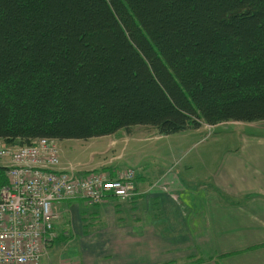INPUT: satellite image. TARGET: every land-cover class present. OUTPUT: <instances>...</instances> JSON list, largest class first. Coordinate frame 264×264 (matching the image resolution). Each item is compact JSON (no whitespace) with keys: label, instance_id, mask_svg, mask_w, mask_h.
I'll return each mask as SVG.
<instances>
[{"label":"trees","instance_id":"obj_1","mask_svg":"<svg viewBox=\"0 0 264 264\" xmlns=\"http://www.w3.org/2000/svg\"><path fill=\"white\" fill-rule=\"evenodd\" d=\"M260 121L264 0H0L8 145Z\"/></svg>","mask_w":264,"mask_h":264},{"label":"crops","instance_id":"obj_2","mask_svg":"<svg viewBox=\"0 0 264 264\" xmlns=\"http://www.w3.org/2000/svg\"><path fill=\"white\" fill-rule=\"evenodd\" d=\"M235 124L257 131H241L238 144L205 168L200 184L172 169L134 170L136 193L128 202L108 197L94 206L84 199L56 204L57 238L47 264H264V131L253 123ZM147 127L94 138V172L116 177L118 169L107 170L108 156L112 164L125 158L114 156L118 146L158 135ZM58 143V169L81 174ZM58 246L74 248L75 262L55 261Z\"/></svg>","mask_w":264,"mask_h":264},{"label":"built area","instance_id":"obj_3","mask_svg":"<svg viewBox=\"0 0 264 264\" xmlns=\"http://www.w3.org/2000/svg\"><path fill=\"white\" fill-rule=\"evenodd\" d=\"M0 158L7 160L9 180L0 187V264H47L44 257L57 237L56 204L84 199L94 206L108 197L128 202L136 193V172L130 168L115 178L58 169L56 139L23 146L0 141Z\"/></svg>","mask_w":264,"mask_h":264},{"label":"rangeland","instance_id":"obj_4","mask_svg":"<svg viewBox=\"0 0 264 264\" xmlns=\"http://www.w3.org/2000/svg\"><path fill=\"white\" fill-rule=\"evenodd\" d=\"M235 123L237 122H226L214 126L203 123L201 130L190 129L169 136H161L158 133L152 139L131 144L130 147H125L122 144L117 147L113 154H115L114 156H125V158H117L110 164L111 155H109L107 170L115 169L116 171L118 169L121 171L131 168L136 171L146 169L149 172L151 170L163 172L172 169L173 173L178 174L181 178L182 176H190L194 178L195 184H200L206 177L205 168H209L224 149L233 148L238 144V136L241 131L244 130L248 133L257 131L247 127L238 128L240 124L237 125ZM238 123L244 124L247 122ZM252 123L264 131V121ZM17 145L23 146L21 144ZM60 146L73 165L79 168L78 170L82 175L96 174L94 172V164L97 165L99 158L97 156L94 157V139L92 141L63 140ZM123 148H126V150ZM94 160L96 161L95 163ZM95 170L98 172L104 171L102 168ZM105 173L109 174L111 178L113 177L110 172ZM50 247L51 245L44 257L45 262L47 256L51 255ZM74 251V248L61 249L58 246L53 248L52 253H57H55V261L62 262L65 259V262L68 263V260L75 262L77 259L73 253Z\"/></svg>","mask_w":264,"mask_h":264}]
</instances>
